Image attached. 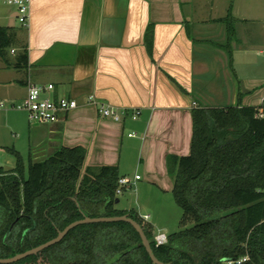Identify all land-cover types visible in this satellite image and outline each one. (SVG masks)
Returning a JSON list of instances; mask_svg holds the SVG:
<instances>
[{"label": "crops", "instance_id": "obj_1", "mask_svg": "<svg viewBox=\"0 0 264 264\" xmlns=\"http://www.w3.org/2000/svg\"><path fill=\"white\" fill-rule=\"evenodd\" d=\"M245 6L251 16L240 13ZM228 13L230 40L217 21ZM14 14L16 6L0 0L4 26L14 27ZM22 27L16 38L27 48L28 66L0 64V100L21 101L30 79L52 83L54 98L77 101L57 121H28L45 159L63 146L82 145L85 166L118 168L128 153L143 174L121 176L171 191L168 157L189 154L193 108L263 105L264 0H30ZM19 46L12 48L15 56ZM203 91L205 103L198 98ZM90 95L123 111L122 118L102 116ZM126 127L141 130L140 139L128 132L125 143Z\"/></svg>", "mask_w": 264, "mask_h": 264}, {"label": "trees", "instance_id": "obj_2", "mask_svg": "<svg viewBox=\"0 0 264 264\" xmlns=\"http://www.w3.org/2000/svg\"><path fill=\"white\" fill-rule=\"evenodd\" d=\"M217 21L225 23L230 40L234 35L230 13ZM144 37L151 54V26ZM15 43L12 27L0 26L1 59L8 66L27 68L26 47L19 46L13 60L7 56ZM15 155L11 170L0 166V258L54 238L83 216L128 214L142 225L155 256L163 262L264 264V115H259V107L192 109L190 152L171 155L167 161L169 172L175 170L171 191L182 209L180 229L158 245L150 224L135 211L116 207L121 177L117 166H85L82 145L63 146L43 161H29L27 167ZM5 264L153 263L134 227L112 221L77 225L56 244Z\"/></svg>", "mask_w": 264, "mask_h": 264}, {"label": "rangeland", "instance_id": "obj_3", "mask_svg": "<svg viewBox=\"0 0 264 264\" xmlns=\"http://www.w3.org/2000/svg\"><path fill=\"white\" fill-rule=\"evenodd\" d=\"M239 11L240 13H247L245 15H252L251 12H248V7L246 6L239 9ZM12 23L14 26L12 29L15 32L23 28L17 15L12 18ZM4 25L5 24H2L0 20V26ZM15 46H19V44L15 43ZM12 53L11 49L9 50L8 48L7 56L9 59L15 56ZM2 62L4 63L0 57V64ZM15 72L16 71H10L9 73L16 74ZM12 87L15 89L17 86H15L14 83ZM198 98L202 103H205L204 91ZM30 132V124L28 123L25 111L0 108V166L3 167L4 170H11L16 165L15 152L21 156L25 167H27L29 161H41L45 159V156H43L45 155V148L42 149L36 146V139L32 134L30 135ZM128 132L135 134L138 139H140L143 134L137 127H126L124 130L125 143L129 140L127 138ZM135 165L131 155L128 153L125 154L117 168L118 174L120 176L123 174L127 176L139 174L141 176L143 174L142 165ZM169 173L173 181L175 170ZM117 197L119 199L116 205L117 208L133 210L140 217L148 215L149 217L146 221L152 224V231L154 234L163 232L168 236L180 229L179 221L182 216V209L176 203L172 191H163L159 187L146 183L142 177L141 181H136L130 188L123 190ZM146 221L143 220L145 223Z\"/></svg>", "mask_w": 264, "mask_h": 264}, {"label": "built area", "instance_id": "obj_4", "mask_svg": "<svg viewBox=\"0 0 264 264\" xmlns=\"http://www.w3.org/2000/svg\"><path fill=\"white\" fill-rule=\"evenodd\" d=\"M8 3H12L17 8L18 20L22 25H25L29 16V2L30 0H7ZM14 52V49H12ZM52 83H35L28 79L26 84V95L21 101L18 102H6L0 100V108L4 109H17L25 111L27 119L30 123H47L57 121L61 114H64L77 107V101L71 97H58L54 98L49 95V92L53 90ZM264 105V96L262 97ZM88 103L96 106L98 112L112 120L119 121L122 118L123 111H118L116 108L110 106L107 103H100L93 95L88 96ZM263 105L259 107V115L263 116ZM139 111L132 114V118H136ZM1 159V156H0ZM140 175L136 174L134 179H139ZM132 184V180L127 176H121L118 179V186L116 188V195L122 193L123 190L129 188ZM148 218L144 215L142 219L145 221ZM154 241L158 244L167 242V235L163 232L154 234ZM245 260V258L237 260L238 263ZM232 261H228L231 264Z\"/></svg>", "mask_w": 264, "mask_h": 264}, {"label": "water", "instance_id": "obj_5", "mask_svg": "<svg viewBox=\"0 0 264 264\" xmlns=\"http://www.w3.org/2000/svg\"><path fill=\"white\" fill-rule=\"evenodd\" d=\"M117 201L118 200H116V202ZM112 221H126L134 227V229L138 232V234L141 238L142 245L144 246V248H145V250H146V252H147V254H148V256L151 259L153 264H172L171 262H163L155 256V254L152 250L150 241L147 238L146 234L144 233L142 225L139 222H137L136 220H134L133 218H131L128 214L119 215V216H101V217L83 216V218L76 220V221H73V222L69 223L62 230H59L57 235L54 238H52V239H50V240H48V241H46V242H44L38 246L30 248L24 252L17 253L11 257L0 258V263H2V264L12 263V262L18 261L22 258H25L29 255L36 254V253L42 251L43 249L59 242L68 233L69 230H71L72 228H74L77 225H80L83 223H91V222H112Z\"/></svg>", "mask_w": 264, "mask_h": 264}]
</instances>
